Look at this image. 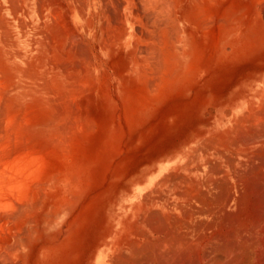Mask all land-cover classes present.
Returning a JSON list of instances; mask_svg holds the SVG:
<instances>
[{"label": "bare ground", "instance_id": "1", "mask_svg": "<svg viewBox=\"0 0 264 264\" xmlns=\"http://www.w3.org/2000/svg\"><path fill=\"white\" fill-rule=\"evenodd\" d=\"M166 1L107 0V23L99 25V38L95 34L104 47L115 43L135 50L138 42L144 43L141 62L132 59L127 69L133 84L128 98L139 89L149 104L162 103L177 90L190 92V83L203 74L206 52L216 64L219 54L216 38L203 30L206 21L202 26L181 25ZM15 2H8L9 10L13 5L11 18L0 8V263L27 264L40 227L51 229L72 197L88 185L89 155L83 140L95 125L87 107L91 103L83 97L97 92L102 98L105 87L92 82L106 71L98 69L94 44L75 55L69 73L55 70L53 59L45 71L9 68L3 58L9 49L17 52L19 42L23 50L27 36L37 42L45 33L28 21L24 0ZM258 2L264 6V0ZM53 14L52 21L59 15ZM90 20L94 22L87 19L69 31L72 37L68 33L63 42L72 45L65 47L74 51L77 43L81 48L80 42L86 41L79 32L95 25ZM136 24L141 37L134 36ZM230 24L237 35L223 40L229 42L223 58L235 68L231 84L218 85L215 91L206 88L192 102L167 153L150 160L141 173L136 166L118 173L101 197L114 199V216L97 246L111 264H264V21ZM174 29L173 42L169 35ZM25 56L16 54L28 63ZM56 74L63 75L62 83H55ZM120 85L125 81L117 90ZM106 87L111 88L109 82ZM126 182L123 197L118 196Z\"/></svg>", "mask_w": 264, "mask_h": 264}, {"label": "rangeland", "instance_id": "2", "mask_svg": "<svg viewBox=\"0 0 264 264\" xmlns=\"http://www.w3.org/2000/svg\"><path fill=\"white\" fill-rule=\"evenodd\" d=\"M11 1L14 3H12L13 5L17 4L15 0H8L10 3ZM8 2L7 0H0V8L5 7L7 12L5 17L11 18L13 16L11 13L13 5H10L12 6L10 11ZM48 2H51V0H48ZM44 3H47V1H44ZM205 13L207 18L205 21L207 24L205 23L203 30L205 31V35H214L216 38L217 50L219 51L217 64L214 63L213 55L209 56L210 53L207 51L204 59L205 67L203 74L201 77L199 75L195 77L190 83L192 86L191 91L189 92L187 89L174 91L162 103L158 104L153 102L149 104L147 102L148 100L144 98L143 92L139 89L134 90L136 91L134 94L135 97L128 98L131 91L128 88H131L133 84L130 82V78L128 79L127 69L132 59H137V62H141L144 49H140L143 48L144 43L138 42L135 50L115 43L104 47L102 42L95 40L96 35V38L100 36L99 26H91L92 28L89 26L88 28L82 29L78 37L86 42H80V49H77L79 46L76 43L74 45L76 48H74V51H71L73 48H69L73 46H65L72 45V43L70 41H63L64 39L72 37V33L69 31H73V28L71 27L69 30L70 26H67L66 22H63L65 20H59L60 18H57L61 23L60 25L55 26L50 23L49 28L44 25L37 27L42 29L43 32L45 31L42 35L44 37L41 34L37 37V42L31 41L32 38L27 36L24 51L19 48V42L15 44V50L17 52H23L27 55L25 56V60L28 63L23 61L22 57H16L17 52L12 48L9 49L10 54L7 57H3L9 68H38L41 71L50 69L48 61L53 59L55 61V65H53L55 70H68L69 73L75 67V64L73 65L75 63L73 61L76 58L75 55L79 56L78 53L80 50V53L83 54L82 52L92 48L91 44H94V48L91 50L95 51L96 60L99 65L101 64V67L98 69H104L108 72L105 74L106 72L103 70L105 73L102 74L103 76L100 74L101 77L96 74L95 77H98V80L97 82H92L95 85L98 84L105 87L102 98H100L97 92L90 93V95L87 94V96L83 97H86L87 102H89L88 105L91 103L87 107L90 110V115L95 125L93 126L91 134L83 140L85 156L92 155V157H87L88 161L86 160L89 165L88 174L90 177L88 185L82 194L72 197L68 209L57 218V221L52 226L50 225L51 229L50 227L48 229L42 226L40 227L38 232L39 237L32 245L33 249L31 248L32 250H30L27 256V264H111L108 256L101 257L98 254L99 250L97 247L103 242L104 232L108 229L110 220L115 213L113 205L114 199L110 201H103V198L101 199V197H105L104 192L108 189L109 183L117 178L118 173H125L127 168L131 170L132 167L136 166L137 172H143L151 163L166 154L169 149L170 140L177 135V128L179 129L184 118L188 116V112L193 106L192 102L200 98L206 88L215 91L219 88L218 85L231 84L233 77L231 75H233L235 68L232 63L223 58L227 55L225 52L229 50V42L223 40L237 35L236 26L230 23L253 20L264 21V6H258L256 0H206ZM210 15H213V17ZM213 18L217 21L216 23L218 25L216 27L212 25ZM224 19L225 23L223 24ZM241 28L244 30L245 26ZM140 29V26L136 24L135 37H141ZM64 30L66 31L64 32ZM84 30L86 32L85 34ZM68 33L70 37L67 36ZM48 35L49 37L52 36V38H55V40H51V37H47ZM169 36L174 42L175 29L173 32L170 31ZM89 37L93 38L92 42ZM206 43L205 41L204 44L206 45ZM85 44H89L91 47ZM45 45L47 48L49 47L48 50ZM82 47L86 49L84 48L82 50ZM205 47L207 49V46ZM189 50L190 47L187 46L185 52ZM136 51L138 56L136 55ZM131 52L132 54H130ZM37 58L40 59L38 60ZM39 61H42L41 64L43 66L39 64ZM70 65H72L71 68L69 67ZM41 76L43 77L44 73ZM56 77L58 81L54 80L56 81L55 83L63 82L62 74H56ZM111 79L112 81H110ZM123 81H125V85H120L121 87L117 90L119 84H122ZM108 82L111 88L107 89ZM119 92L122 94L120 99ZM98 119L99 121H97ZM100 127L105 129L102 130ZM148 155H153V157L144 161L143 159ZM126 188H128L127 182L123 185L122 192H119L118 196L121 195L123 197L122 194ZM101 216L102 218H100ZM107 251L108 248L105 247V252ZM263 256L264 250L262 252ZM5 263L8 264L7 262ZM5 263L1 262L0 264Z\"/></svg>", "mask_w": 264, "mask_h": 264}, {"label": "crops", "instance_id": "3", "mask_svg": "<svg viewBox=\"0 0 264 264\" xmlns=\"http://www.w3.org/2000/svg\"><path fill=\"white\" fill-rule=\"evenodd\" d=\"M44 1H47V3H44ZM73 1H75V2H73ZM82 1L80 0V3H79L78 0H59V1L58 0H53V1L51 0V2H48V0H24L23 5H24V8L26 9V12L28 15V17H27L28 21L33 23V26H36V27H41L42 25H44V26H47L49 28L50 23L54 24L55 26L60 25L61 23L59 22V20H57V18L58 17L60 18L61 17L60 15L62 13H63L62 14L63 18L62 17L61 18L64 20L66 18L65 21H68V22H66V25L70 26V29H71V27L73 28V27L82 26L84 24L85 20H87V19L89 20L91 18H94V22L90 20V23H89L90 25L95 24L96 26H99V25L103 26L104 23L105 24L107 23L108 16L106 18L105 15H109L108 10H110L109 9L110 6H109V3L107 2V0L104 1L105 2L104 6L102 5L103 0L102 1H100V0H84L83 1L84 3ZM35 2H38V3L40 2L39 5L44 3L45 6H43V5L39 6ZM106 2L108 3L107 5H106ZM48 3H51V4H48ZM68 3L71 4L70 7L68 6L69 5ZM86 3H87V5H86ZM168 3H171L169 5V7L170 8L172 7L170 9V12L173 13L172 10L177 11L176 12L177 17H178V20L180 21L181 25H186V26H191V27L204 25L205 17H206V13H205L206 0H167L166 6L168 5ZM256 3L257 4L259 3L258 0H256ZM73 5H76V6H73ZM101 5L103 7V8H101L102 11L100 10ZM80 6H81V8H80ZM83 6L85 9L83 8ZM106 6H109V7H106ZM258 6H262V5L258 4ZM74 7H75V9H74ZM58 8H59V10H57ZM107 8H108V10H107ZM36 9H41V10H36ZM77 10H81V12H79ZM69 11H71V12H69ZM97 12H98V16H97ZM104 12H105V14L103 16L102 13H104ZM106 12H107V14H106ZM37 13L41 15V18H39L40 16ZM51 13L52 14L54 13L55 15L59 14L57 16L52 17V19L54 21L51 20V17H50ZM92 14L95 17L91 16ZM102 21H104L103 24L101 23ZM237 22H240V21H237ZM249 22L252 23V21H249Z\"/></svg>", "mask_w": 264, "mask_h": 264}]
</instances>
